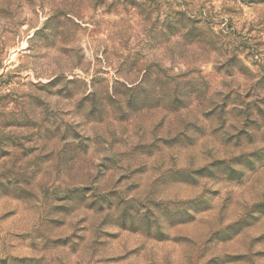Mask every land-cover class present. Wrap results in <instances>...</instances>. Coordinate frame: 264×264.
<instances>
[{
	"label": "rangeland",
	"instance_id": "obj_1",
	"mask_svg": "<svg viewBox=\"0 0 264 264\" xmlns=\"http://www.w3.org/2000/svg\"><path fill=\"white\" fill-rule=\"evenodd\" d=\"M0 264H264V0H0Z\"/></svg>",
	"mask_w": 264,
	"mask_h": 264
},
{
	"label": "trees",
	"instance_id": "obj_2",
	"mask_svg": "<svg viewBox=\"0 0 264 264\" xmlns=\"http://www.w3.org/2000/svg\"><path fill=\"white\" fill-rule=\"evenodd\" d=\"M53 84H54V83H53ZM188 91H189V90H188ZM195 91H196V90H191V93H192V92L196 93ZM150 93H152L151 90L146 91V92L143 93V98H142V99H143L144 102H146L147 99L149 100V98L151 97ZM178 96H179V95H178ZM144 98H145V99H144Z\"/></svg>",
	"mask_w": 264,
	"mask_h": 264
}]
</instances>
